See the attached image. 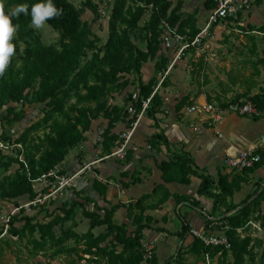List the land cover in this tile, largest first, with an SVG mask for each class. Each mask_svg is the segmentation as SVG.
<instances>
[{
  "label": "trees",
  "instance_id": "obj_1",
  "mask_svg": "<svg viewBox=\"0 0 264 264\" xmlns=\"http://www.w3.org/2000/svg\"><path fill=\"white\" fill-rule=\"evenodd\" d=\"M217 0H206L205 7L212 11L216 7ZM41 0H3L4 12L8 13L14 6L27 4L28 14L21 13L12 18L14 25H19L14 40L15 53L11 57L10 64L2 78H0V124L11 125L20 118L17 113L18 105L45 104L50 108L43 120L26 129L17 139L22 144L23 151L20 155L23 161L3 154L0 151V171H16L12 176L0 179V201L15 202L18 208L19 200L28 196L35 199L41 192H46L48 186L40 187L35 182L51 171L58 170L70 153L86 142L87 134L92 125L99 118L109 120V125L99 144L100 157L110 155L117 147L118 136L113 131L119 122L125 123L128 109L123 111L118 108L106 106L111 86L122 81V75L135 73L139 77V93L137 99L129 96V107L139 112L143 103L150 99L149 109L146 114L155 120V115L163 106V101L155 92L156 79L144 83L142 66L149 60H159L156 64L158 73L164 71L168 61L159 56L161 48L162 22L168 21L171 26L178 27L180 32L191 30L194 38L198 34L193 16L182 15L179 8L173 10L169 18L167 14L172 7V0H115L111 7L108 20V39L102 48L96 46V41L91 40L92 32L86 23L82 21V9H77L68 0H53L58 9H63L62 15L53 17L46 23L57 33L60 39L58 47L47 46L37 36L32 28L31 6L40 3ZM93 0H87L83 8H88L94 14ZM151 11L149 21L143 28L140 22ZM240 17V16H239ZM239 17L236 19L238 20ZM235 20V21H236ZM140 30L143 32L145 47L141 48L132 40V33ZM264 34V26L253 30ZM88 51L91 55L88 56ZM166 63V65H165ZM199 74L204 70V63L199 65ZM123 86H127L124 83ZM72 96L76 104L69 105ZM245 99L251 101L260 110L264 108V89L256 95H252L251 89L239 95L236 100ZM179 104L181 109L185 101ZM236 102V101H234ZM233 101L222 104V109H229ZM60 119H56V117ZM261 117L253 120L259 121ZM48 130L43 136L40 131ZM2 141L9 140L3 135ZM152 150H159L162 145L168 146V141L162 134H155L148 139ZM261 156V162L252 169L244 170L245 178L233 173L231 176H220L216 183L210 177L199 176L201 184L198 189L199 196L211 198L214 207L222 205L228 198L241 191L243 182H247L250 174L264 167V149L256 151ZM130 158V154L127 159ZM164 184L190 185L191 177L198 176L193 169V161L186 155L174 156L163 161L159 165ZM140 182L135 178L132 184ZM254 194L256 197H248L239 206H231L228 212L234 214L226 217L225 236L228 238L231 249L227 251L222 247H206L200 240H193L186 252L179 249L177 257L191 255L197 260L206 261L227 258L232 255L234 264H244L249 255L252 239L242 235V231L249 226V217L252 209L264 204V187L257 185ZM93 189L103 196L108 187L98 181L93 183ZM216 190V192H213ZM161 196L155 203L147 204L153 196ZM170 198V193L164 186H158L153 195H146L127 206L128 218L135 231L129 234L127 225H116L113 221L115 213L121 205L111 208L88 211L84 204L72 201L70 205L59 207L54 213H48L47 222L44 224L33 223V219H22L24 226L16 228L18 218L10 223L6 235L23 239L29 238L35 256L49 254L50 259L63 258L67 264H78L86 261L91 264H142L145 255L141 240L146 231L155 230L150 224L153 218L145 216L149 209L158 210ZM178 200L184 198L177 197ZM77 209L82 210V216L89 221L90 230L84 235L66 230L65 225L73 219ZM49 212V211H48ZM58 212L62 213L58 215ZM264 225V213H263ZM99 235L93 230L103 229ZM59 229L60 235L56 230ZM189 226H184L179 237L185 240L190 232ZM241 231V232H240ZM3 233L0 232V245L4 242ZM5 235V236H6ZM39 235V239L34 238ZM69 240L74 241V246H66ZM174 257L166 262L170 264ZM151 264H158L156 257Z\"/></svg>",
  "mask_w": 264,
  "mask_h": 264
},
{
  "label": "crops",
  "instance_id": "obj_2",
  "mask_svg": "<svg viewBox=\"0 0 264 264\" xmlns=\"http://www.w3.org/2000/svg\"><path fill=\"white\" fill-rule=\"evenodd\" d=\"M256 1L258 5L255 6L252 21L255 24L261 22L262 25L259 27H262L264 26V0ZM256 35L264 37L263 33L257 32ZM202 62L204 63V70L201 74L205 72V61L201 59L197 63L198 66ZM261 63L264 64V61ZM183 68V62L176 64L168 78L169 81L167 80L164 85L159 83L156 86L154 93L159 94L163 106L155 115V120L147 114L142 117L129 143L130 158L124 161L103 160L105 156L97 155L99 149L92 150L89 142L84 143L82 149L91 153L88 157L92 162L88 170L90 172L86 174L83 172L77 179V189L68 190L61 199V204L72 200L84 204L87 210L91 212L96 209L121 205V208L115 213L113 221L116 225H127L129 234H131L136 228L131 225L128 218L127 206L146 195H153L158 186H164L170 193V198L161 206V209H149L145 212V216L154 219L150 226L155 230L146 231L143 239L156 242L155 257L158 264H166L173 257L174 260L170 264H205L203 260L198 261L196 257L191 255L184 256V261H182L183 258L177 257L176 254L179 249L186 252L193 243L189 234L185 240L179 237L183 227L187 225L190 229L223 235L226 225L223 220L235 213L234 210L231 213L228 212V209L231 206L241 205L244 200L252 195L253 189H257V185L264 187L263 167L248 176V181L241 185V191L216 208L211 198L198 195L201 184L199 176L210 177L216 183L220 176H231L233 173L246 177L242 172L227 168L225 159L236 157L246 149L254 151L264 149V120L255 121L231 112L225 113L218 120L215 119L214 113H196L188 117L184 116L187 108L178 109L183 99H188L193 102L192 107L198 108L209 104L211 101L217 104H220L221 101L220 105L228 104L232 102L227 101V99L232 98L231 87L235 84L232 80L227 81L221 93L212 92L208 93L209 95L203 92L197 93L198 91L187 80L181 79ZM197 70L199 71V66ZM151 77H148V80ZM247 79H250V84L254 83L255 85L256 82H260L261 77L256 72L249 75ZM148 80H146V76H143L144 83H147ZM262 83H264V78ZM236 85L241 86L242 84L238 81ZM262 87L264 88V84ZM250 89L252 95L262 91V89L256 90L255 86H249L246 90L243 89L241 94ZM128 131L129 128L126 123L121 121L116 124L113 133L120 137ZM159 133L164 135L169 145H162L159 150L155 151L149 146L148 139ZM183 155L192 159L193 169L198 176L191 177L190 185L164 184L159 165L169 158ZM77 164L72 160L70 153L61 167L69 173H74L75 171L78 172L76 168L80 167V164ZM135 178L140 179V182L132 184ZM87 180L92 186L95 181L107 186L106 194L101 196L95 189H86L88 187ZM160 197V195L153 196L147 201V204L155 203ZM177 197L184 199L178 200ZM62 206L58 203V207ZM84 225L86 229L87 227L90 229L87 220H85ZM101 230L100 233L104 231V228ZM213 260L219 261L218 256L207 261ZM142 264H151V262L145 261Z\"/></svg>",
  "mask_w": 264,
  "mask_h": 264
},
{
  "label": "rangeland",
  "instance_id": "obj_3",
  "mask_svg": "<svg viewBox=\"0 0 264 264\" xmlns=\"http://www.w3.org/2000/svg\"><path fill=\"white\" fill-rule=\"evenodd\" d=\"M72 3L77 9H82V21L89 26L92 35L90 36L91 40L96 41V46L98 48H102L108 39V20L110 17L111 7L114 4L115 0H93L92 7L96 10V14H94L88 8H83L84 3L87 0H68ZM132 1L130 0L131 5ZM206 0H172V7L167 14V18L170 17L171 12L173 10H177L182 15H191L194 18L196 23V29L198 30V34L205 27L207 18L211 11L207 10L205 7ZM253 9L249 13L244 15H240L239 19L233 23H226L217 25L213 27L211 33L212 36L207 39H202L201 44L197 47H192L188 51L185 52L184 55L180 57L177 61V65L181 62L184 63L183 73L181 74L182 80H187V82L193 86L198 92L197 93H221L224 90V86L227 84V81H234V86L231 87L232 98L227 99V101H237L236 99L241 94V91L246 90L249 86H255L256 90L264 89L262 87V79L264 78V64L261 61H264V37L256 35V30L259 26L262 25L260 22H256V24L252 21V16L254 14L255 6L258 5L256 0H253ZM151 16V11L148 10L144 18L139 24L140 28H143L146 23L149 21ZM247 16V17H246ZM170 23V22H168ZM32 28L35 30L37 36H39L42 43L47 46H56L58 47V42L60 39L59 33L54 31L47 23L40 29H36L33 25ZM182 35L187 38H193L191 36V30L186 29L185 32H180ZM197 34V35H198ZM144 34L142 31L137 30L132 33V40L135 45L140 46L141 48L145 47V39H143ZM196 37V36H195ZM194 37V38H195ZM161 42V41H160ZM91 55V52L88 51V56ZM178 51H164L162 46L159 51V56L163 57L168 61L167 67L164 71L158 73L156 71V64L159 63L158 59L149 60L142 66V81L143 76H146V80L148 77L151 79H156L157 85L165 84L167 80L169 81V76L171 72L175 68L173 67L170 74L165 78L162 82L163 78L166 75L169 67L173 60L177 57ZM203 59L205 61V72L203 74H199L197 63ZM260 61V63H259ZM258 62V64H257ZM175 64V65H176ZM166 65V63H165ZM187 66V67H186ZM145 70V72H143ZM186 71V73H184ZM258 72L261 77L260 82L251 83L250 79L247 78L249 75ZM187 75V77H186ZM122 81L114 86H111V91L109 97L106 100V106L111 108H118L126 111L129 110V96L135 100L138 97L139 93V77L135 73H129L122 75ZM230 79V80H229ZM148 80V82L150 81ZM241 80V81H240ZM242 84L241 86L236 85L237 82ZM144 82V81H143ZM147 82V83H148ZM124 83H127V86H123ZM156 85V86H157ZM228 87V86H227ZM230 91V90H229ZM227 91V92H229ZM208 94V95H209ZM226 100V99H225ZM222 102L220 101V104ZM76 104V99L72 96V99L69 102V105ZM209 104L215 106L216 108H221V105L218 103H214L211 101ZM193 105V102L186 100L183 107H186L187 110L184 112V116L188 117L187 111ZM50 108L46 107L45 104H26V105H18L17 113L20 114V118L15 121L11 125H3L0 124V139L3 138V135L14 136L15 138L21 137L24 131L36 123L43 120L46 112ZM146 115V114H145ZM56 119H60V117H56ZM136 120L135 117H131L128 112L127 117L125 118V123L128 128L131 127V124ZM109 125V120L104 118H99L92 125L91 130L87 134L86 142H89V146L92 150H98L97 155L101 153V147L99 146V142L97 141V136L99 131H103V135ZM116 126V125H115ZM49 133L48 130H42L38 135L43 136L44 134ZM119 142L117 143L116 149L123 142L120 137H118ZM84 142V143H86ZM83 145L74 149L71 152L72 160L75 163L80 164V167H77V171L85 170L84 174L90 172L89 166L92 162L88 159L89 153L86 149H82ZM76 151V152H75ZM129 155V150H128ZM127 155V157H128ZM126 157V159H127ZM124 159V160H126ZM123 160V161H124ZM77 164V165H78ZM76 165V164H74ZM75 169V170H76ZM79 169V170H78ZM16 168L11 172L0 171V179L4 177L12 176ZM59 176H71L76 173H69L65 169L59 168L55 171ZM88 181V180H87ZM52 183L50 179H47L43 184L47 185L48 188L46 192H41L39 196H44L49 193V190L52 189ZM39 185L40 187L43 186ZM86 189H93L92 184L89 185ZM77 180L74 183V186L68 188L67 190L61 192L56 196V200L48 203L47 206H37L29 208H23V210L16 211L17 207L15 206V202L11 201H0V232L3 233L2 238L4 242L0 245V264H67V262L63 258L50 259L49 254H43L35 256L32 250V244L28 241L30 238L19 239L11 236L10 234L6 235L9 230L10 223L14 218H18V221L15 223L16 228H21L24 226V222L22 219L25 217H30L33 219V223H41L44 224L47 222L48 213H54L58 210V203L60 205L68 204L70 205L71 201H68L64 204H61V199L64 193L68 190L77 189ZM255 189H253V193L251 196L256 197L254 194ZM37 198V197H36ZM32 200L28 198V196L21 198L19 200V206L22 207L27 205ZM19 207V208H20ZM49 211V212H48ZM263 213H264V204L260 207L254 208L250 212L249 217V226L242 231V235L250 236L252 239V244L250 248L249 255L246 257V261L244 264H264V225H263ZM58 215L62 216L61 212H58ZM85 219L82 216V211L77 209L74 217L70 220L66 225V230H71L79 235H84L88 233L90 230L88 227L85 228L84 222ZM88 221V220H87ZM87 223V222H86ZM89 226V221H88ZM59 229L56 230L57 234L60 235ZM101 229L93 230V233L96 235L100 234ZM6 235V236H5ZM34 238L39 239V235H35ZM33 237L30 239L32 240ZM74 241L69 240L66 246H74ZM156 251V250H155ZM186 255L183 253V257ZM155 257V252L154 256ZM182 257V258H183ZM153 260V259H152ZM152 260L146 261L151 262ZM105 264L104 261L98 260ZM184 261V258L182 259ZM199 261V260H198ZM197 261V262H198ZM145 262V261H144ZM205 264H234V259L232 255H228L227 258L220 259L215 262L214 260L208 262L204 261ZM78 264H91L86 261L79 262Z\"/></svg>",
  "mask_w": 264,
  "mask_h": 264
},
{
  "label": "built area",
  "instance_id": "obj_4",
  "mask_svg": "<svg viewBox=\"0 0 264 264\" xmlns=\"http://www.w3.org/2000/svg\"><path fill=\"white\" fill-rule=\"evenodd\" d=\"M253 0H217L216 7L213 9L208 18L205 27L200 31V33L195 38H187L182 35L178 27L171 26L168 21L162 22V35H161V46L164 51L177 50L178 55L171 63L168 71L166 72L165 78L170 74L173 67L186 51L192 47H197L201 44L202 39H207L212 36L213 27L226 23H233L240 16L249 13L253 9ZM150 99L143 103L142 109L137 112L134 108H129L128 112L131 117H135L136 120L131 124L129 131L122 134L120 139L123 141L117 149H115L110 155H107L103 160L117 159L124 160L128 155L129 143L133 137L135 130L138 127L139 122L142 117L146 114L149 109ZM231 112L241 117H246L253 119L255 117H261L264 120V108L260 110L251 101L245 99H239L232 103L229 109L216 108L211 104H206L205 106L198 108L196 106L191 107L187 111V115L190 116L196 113L212 114L214 113L215 119H220L225 113ZM9 140H0V151L8 156L14 157L23 161L20 152L23 151L22 144L17 142L18 138L14 136H8ZM103 140V131H99L97 136V141L101 143ZM261 156L254 150L246 149L240 152L236 157H228L225 159V166L233 171L243 172L244 170L252 169L261 162ZM89 168V167H88ZM85 172V170H80L71 176H59L55 171L49 172V174L43 176L35 183L37 185H42L47 179H50L52 183V189L49 193L44 196H37L29 204L22 207H18L15 212L23 210V208L37 207V206H47L56 200V196L61 192L67 190L68 188L74 186L75 181ZM44 185V184H43ZM189 236L193 240H200L206 247H222L223 249L230 251L231 245L228 238L223 235H215L207 231H200L196 229H191ZM142 249L145 255V261L153 259L154 252L156 250L155 241H147L145 239L141 240ZM207 260H209L207 258Z\"/></svg>",
  "mask_w": 264,
  "mask_h": 264
},
{
  "label": "clouds",
  "instance_id": "obj_5",
  "mask_svg": "<svg viewBox=\"0 0 264 264\" xmlns=\"http://www.w3.org/2000/svg\"><path fill=\"white\" fill-rule=\"evenodd\" d=\"M28 5L14 6L7 14L4 12L3 0H0V78H2L15 53V44L12 42L19 30V25L12 23V18L21 13L28 14ZM63 9H58L53 0H41L31 6V23L36 29L45 26L47 20L62 15Z\"/></svg>",
  "mask_w": 264,
  "mask_h": 264
}]
</instances>
